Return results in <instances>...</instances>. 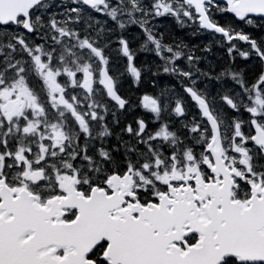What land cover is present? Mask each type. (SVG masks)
I'll return each mask as SVG.
<instances>
[{
	"label": "snow or ice",
	"instance_id": "1",
	"mask_svg": "<svg viewBox=\"0 0 264 264\" xmlns=\"http://www.w3.org/2000/svg\"><path fill=\"white\" fill-rule=\"evenodd\" d=\"M0 264H264V0H0Z\"/></svg>",
	"mask_w": 264,
	"mask_h": 264
},
{
	"label": "flooded vegetation",
	"instance_id": "2",
	"mask_svg": "<svg viewBox=\"0 0 264 264\" xmlns=\"http://www.w3.org/2000/svg\"><path fill=\"white\" fill-rule=\"evenodd\" d=\"M133 30H135V29H133ZM175 31H176V35L181 36V37H185V36H182L183 30H181L179 27H177ZM205 34H206V33H205ZM206 35H207V34H206ZM207 36H208V35H207ZM210 39H212V37H211ZM210 39H208V38H203V40L200 41L199 43H207L208 40H210ZM196 40H197L196 38H193V42H194V43H198V42H196ZM219 51H220V53L223 52L222 49H220ZM141 56L143 57V54H141Z\"/></svg>",
	"mask_w": 264,
	"mask_h": 264
},
{
	"label": "rangeland",
	"instance_id": "3",
	"mask_svg": "<svg viewBox=\"0 0 264 264\" xmlns=\"http://www.w3.org/2000/svg\"><path fill=\"white\" fill-rule=\"evenodd\" d=\"M181 30H183L182 36H185V30H184V29H181ZM203 38H208V39H210L211 37H210V36H207L206 34H203V35H201L199 38H196V39H197L196 42L199 43L200 41L203 40ZM215 54H216V55H220L221 53H220L219 50H216V51H215Z\"/></svg>",
	"mask_w": 264,
	"mask_h": 264
}]
</instances>
